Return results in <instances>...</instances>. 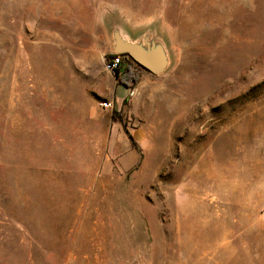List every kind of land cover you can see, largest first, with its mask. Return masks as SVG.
<instances>
[{
  "label": "rangeland",
  "instance_id": "rangeland-1",
  "mask_svg": "<svg viewBox=\"0 0 264 264\" xmlns=\"http://www.w3.org/2000/svg\"><path fill=\"white\" fill-rule=\"evenodd\" d=\"M0 264H264V0H0Z\"/></svg>",
  "mask_w": 264,
  "mask_h": 264
},
{
  "label": "water",
  "instance_id": "water-1",
  "mask_svg": "<svg viewBox=\"0 0 264 264\" xmlns=\"http://www.w3.org/2000/svg\"><path fill=\"white\" fill-rule=\"evenodd\" d=\"M115 51L127 53L135 62L154 74H160L169 67L170 55L167 46L155 37L144 36L142 39H132L120 30L113 32Z\"/></svg>",
  "mask_w": 264,
  "mask_h": 264
},
{
  "label": "trees",
  "instance_id": "trees-1",
  "mask_svg": "<svg viewBox=\"0 0 264 264\" xmlns=\"http://www.w3.org/2000/svg\"><path fill=\"white\" fill-rule=\"evenodd\" d=\"M124 56L126 64L122 67V70L117 69L115 76L118 79L119 84L125 85L126 87L132 88L139 81V74L132 68V64L135 62L127 53L122 54ZM141 68L142 65L136 63Z\"/></svg>",
  "mask_w": 264,
  "mask_h": 264
},
{
  "label": "built area",
  "instance_id": "built-area-1",
  "mask_svg": "<svg viewBox=\"0 0 264 264\" xmlns=\"http://www.w3.org/2000/svg\"><path fill=\"white\" fill-rule=\"evenodd\" d=\"M126 64L124 56L121 53H117L114 57H112L106 67L112 71L116 72L117 69L122 70V67Z\"/></svg>",
  "mask_w": 264,
  "mask_h": 264
}]
</instances>
